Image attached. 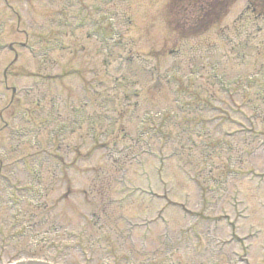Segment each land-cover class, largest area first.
<instances>
[{
  "label": "rangeland",
  "instance_id": "rangeland-1",
  "mask_svg": "<svg viewBox=\"0 0 264 264\" xmlns=\"http://www.w3.org/2000/svg\"><path fill=\"white\" fill-rule=\"evenodd\" d=\"M173 1L114 0L102 7L104 15L115 14L123 39L122 48L105 64V56L97 53L100 43L88 37L89 27L64 25L69 40L59 30L65 19L78 22L79 6L86 2L92 9L93 0H30L29 10L24 0H0V109L17 97L14 90L23 97L26 87L37 91L24 97L18 108L32 110L35 97L44 90L49 96L53 90L51 98L60 103L59 122H72V103L80 109L90 103L83 117L87 119L75 130L88 142L86 156L72 158L71 169L60 170L52 158L44 164L47 209L27 204L16 211L0 208V263L37 259L55 264H264L263 3L237 0L228 11L223 7L218 21L212 17L209 22V17L202 25L201 14L213 0H178L170 10L176 6ZM213 10L217 14L219 7ZM24 30L43 35L38 39L44 43L63 40L78 55L70 58L55 51L51 59L64 56L62 62L83 67L85 79L72 76L57 80L52 90L37 88L35 83H42L32 79L39 72L37 61L17 48L21 58L14 62L15 53L3 48L24 42ZM71 32L77 41L72 42ZM92 68L98 75L93 76ZM51 106L49 100L45 107ZM144 113L163 133H172V142L145 138L144 148L160 153L164 165L160 156L142 155L140 147H133ZM107 117L118 121V134L124 129L129 133L121 157L95 150L92 137L86 138L91 124L97 136L103 133L110 123ZM8 134L6 129L0 138ZM47 136L49 131L42 134L43 142ZM72 144L84 143L75 136ZM67 159L66 166L72 161ZM119 167L126 171V188ZM228 170L234 173L228 175ZM7 178L0 180L6 206L12 185L17 199L27 198L24 187H36V180L22 169ZM138 188L167 195L176 205H168L156 219L155 211L166 203L151 202ZM33 212V229L27 231L22 222ZM242 246L248 250L245 258Z\"/></svg>",
  "mask_w": 264,
  "mask_h": 264
},
{
  "label": "water",
  "instance_id": "water-1",
  "mask_svg": "<svg viewBox=\"0 0 264 264\" xmlns=\"http://www.w3.org/2000/svg\"><path fill=\"white\" fill-rule=\"evenodd\" d=\"M22 264H40V263H37V262H25V263H22Z\"/></svg>",
  "mask_w": 264,
  "mask_h": 264
},
{
  "label": "trees",
  "instance_id": "trees-1",
  "mask_svg": "<svg viewBox=\"0 0 264 264\" xmlns=\"http://www.w3.org/2000/svg\"><path fill=\"white\" fill-rule=\"evenodd\" d=\"M213 15V14H212ZM212 15L210 16V17H212ZM215 17H217V16H215ZM212 20H214V18H211Z\"/></svg>",
  "mask_w": 264,
  "mask_h": 264
}]
</instances>
